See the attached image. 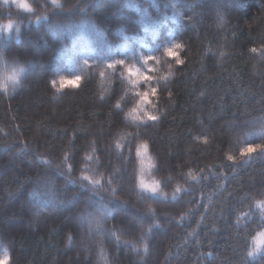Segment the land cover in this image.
<instances>
[{
  "label": "trees",
  "instance_id": "obj_1",
  "mask_svg": "<svg viewBox=\"0 0 264 264\" xmlns=\"http://www.w3.org/2000/svg\"><path fill=\"white\" fill-rule=\"evenodd\" d=\"M58 3L86 10L113 41L118 25L149 47L154 34L162 51L135 65L149 77L135 85L133 66H117L54 93L49 78L67 71L61 41L27 27L19 43L0 42L8 55L46 61L18 91L0 92V242L11 264H264L247 256L264 231V152L240 156L264 143V0ZM174 44L182 47L167 55ZM143 92L144 111L158 119L131 122L126 113ZM141 179L158 185L156 194ZM38 191L51 207L35 216L48 199ZM102 212L98 231L82 221Z\"/></svg>",
  "mask_w": 264,
  "mask_h": 264
},
{
  "label": "clouds",
  "instance_id": "obj_2",
  "mask_svg": "<svg viewBox=\"0 0 264 264\" xmlns=\"http://www.w3.org/2000/svg\"><path fill=\"white\" fill-rule=\"evenodd\" d=\"M65 7L56 0H0V42L14 38L19 43L22 29L27 27H35L37 30L43 28L53 40L61 41L64 44L62 59L66 63L67 71H57L49 78L48 83L54 93L57 92V88L63 89L73 85L70 81L77 79L81 81L83 76L89 74H98L101 79L105 75L111 76L112 72L108 70L112 68L108 65L118 60L124 61L125 67L133 66L127 67L133 70L128 72V76L135 77L134 80H129L131 84L135 85L141 79H147L140 72V68L144 67L149 57L162 51L161 45L155 41L154 34L152 41L154 46L149 47L145 37L134 33L124 37L120 31L123 25H118L114 30L117 40L113 41L107 34L105 35V30L103 33L95 31L93 19L87 15L86 10L76 8L80 9L79 13L75 12L76 9L65 12ZM171 7V19L179 23L182 11L175 4ZM22 14H27L26 23ZM45 64L43 58L8 55L0 43V92L12 94L18 91L24 86L25 80L38 68L43 70ZM90 64L93 67L88 69ZM137 64L140 68L135 67ZM79 84L74 86L79 87ZM137 95L140 97L138 104L126 113V119H130L131 122H139L144 116H147V119L150 116L144 111V105L148 103V93ZM41 194L48 199L35 205V216L40 214L42 208L51 207V198L47 193L38 191L34 196ZM247 256L253 262L264 256V231L258 232L252 238ZM11 261L10 247L0 242V264H11Z\"/></svg>",
  "mask_w": 264,
  "mask_h": 264
},
{
  "label": "snow or ice",
  "instance_id": "obj_3",
  "mask_svg": "<svg viewBox=\"0 0 264 264\" xmlns=\"http://www.w3.org/2000/svg\"><path fill=\"white\" fill-rule=\"evenodd\" d=\"M56 2L58 3V0H56ZM182 45L180 44H174L172 45L171 47L167 48L166 49V52H167V55L169 56H173L174 55V52H173V48H176V49H179L181 48ZM252 52H256L257 49L256 48H252L251 49ZM262 59H264V55H262L261 57ZM156 59L155 56H151L148 58V60L146 61V63L150 60H154ZM179 63H183V61H179ZM117 66H125V62L122 61V60H118V61H115L113 64H110L108 65L109 68H116ZM128 72H132L133 70L131 68L127 69ZM147 79H149L148 76H146ZM146 79V80H147ZM79 79L75 80V81H70V83H73V85H78L79 84ZM117 108L120 107L119 104L116 105ZM158 119V117L156 115H150L148 117V120H151V121H156ZM264 135V134H262ZM204 143H208L207 140L204 141ZM117 148H120V144H117L116 145ZM147 149H148V146L147 144H141L139 146V149L137 150V155L139 156H144L146 153H147ZM257 151H261V152H264V143H260V144H249L248 146L244 147L242 149V151L240 152V156L242 158H245V157H251L252 154L256 153ZM227 160L228 161H232L233 163L236 162V158L232 155H228L227 156ZM143 163V161H142ZM71 169V165H69V170ZM84 180H89V177L88 176H84L83 177ZM193 179H195V177H193ZM113 181L111 179L108 180V183L111 184ZM90 183H93L94 185H99L100 184V181L99 180H95V181H90ZM139 187L144 190L145 192H148V193H151V194H156V192L158 191V185H156L155 187H149L148 184H146L144 182L143 179L140 180V184H139ZM177 191H179V188L177 189ZM112 194L113 196H116V190L113 189L112 190ZM175 198V197H173ZM104 219H105V213H100L96 216H92V215H89V216H85V217H82V221L83 222H86L89 226V229L90 230H99L102 225H103V222H104ZM148 231L150 232L151 231V228L148 229ZM145 235H147V233H145ZM71 239V238H69ZM118 239V238H117ZM141 240H144V237L142 236L141 237ZM133 247L135 248V245L133 244ZM144 251L147 252L148 251V245L147 243L145 242L144 243Z\"/></svg>",
  "mask_w": 264,
  "mask_h": 264
},
{
  "label": "rangeland",
  "instance_id": "obj_4",
  "mask_svg": "<svg viewBox=\"0 0 264 264\" xmlns=\"http://www.w3.org/2000/svg\"><path fill=\"white\" fill-rule=\"evenodd\" d=\"M61 202H63L62 200H61ZM67 202H71V200H68ZM78 219V218H77ZM79 220V219H78Z\"/></svg>",
  "mask_w": 264,
  "mask_h": 264
}]
</instances>
